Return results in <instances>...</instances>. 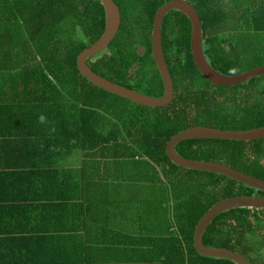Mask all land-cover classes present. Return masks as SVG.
<instances>
[{"label": "trees", "instance_id": "obj_1", "mask_svg": "<svg viewBox=\"0 0 264 264\" xmlns=\"http://www.w3.org/2000/svg\"><path fill=\"white\" fill-rule=\"evenodd\" d=\"M114 1L122 10L121 31L88 64L113 82L162 97L164 85L151 38L156 12L171 0ZM187 1L200 13L210 65L226 75L264 66V0ZM105 26L99 0H0V157L8 169H20L4 174V179L28 181L50 174L61 182V163L73 151L84 152V174L87 167L94 174L103 167L109 175L100 177L102 181L115 179L119 169H136L138 181L166 184L163 189L169 192L164 202L171 209L170 236L153 245L154 261L236 264L199 255L194 248L196 226L218 202L235 196L263 197L264 192L226 175L182 167L167 155L166 147L172 136L192 126H264V77L234 87L207 81L192 53L193 24L173 10L164 19L162 42L175 98L166 107L138 105L79 71V55L103 35ZM177 149L186 157L216 160L264 179V138L189 139ZM19 153L34 161L19 163ZM82 181L97 182L90 176ZM104 187L108 192V185ZM203 242L264 264V209L222 214ZM158 250H164L160 256Z\"/></svg>", "mask_w": 264, "mask_h": 264}, {"label": "crops", "instance_id": "obj_2", "mask_svg": "<svg viewBox=\"0 0 264 264\" xmlns=\"http://www.w3.org/2000/svg\"><path fill=\"white\" fill-rule=\"evenodd\" d=\"M20 156L19 163L34 161ZM83 160L82 151L67 154L61 182L50 174L12 182L3 175L20 169H8L0 157V264H162L153 260V245L170 236L167 185L138 181L129 167L102 181L109 175L103 167L84 174ZM85 176L97 182L82 181ZM90 186L95 189L84 193Z\"/></svg>", "mask_w": 264, "mask_h": 264}, {"label": "water", "instance_id": "obj_3", "mask_svg": "<svg viewBox=\"0 0 264 264\" xmlns=\"http://www.w3.org/2000/svg\"><path fill=\"white\" fill-rule=\"evenodd\" d=\"M105 10L106 26L103 35L90 47L86 48L78 57V68L80 73L90 82L110 91L115 95L129 99L134 103L146 107H166L175 98L173 79L164 55L162 42V28L165 17L173 10L186 15L193 24L192 53L194 61L201 71L202 76L218 86L234 87L264 77V66L257 67L251 71L238 74L226 75L210 65L204 48V29L200 13L187 0H171L165 3L155 14L151 38L152 55L159 70L163 85L164 95L153 97L134 88L126 87L113 82L96 72L88 64L89 59L106 51L110 44L119 35L123 22L120 6L114 0H99ZM167 144L166 153L178 165L194 170L215 172L231 177L242 182L253 189L264 192V179L237 169L229 164L216 160H200L182 155L177 146L179 143L189 139H229V140H256L264 138V126L251 129H226L220 127L197 125L192 126L172 136ZM241 208L264 209V196H235L224 199L210 208L199 220L194 232V248L196 252L205 257L226 259L236 264H254L247 256L227 248H213L204 245L203 239L206 231L212 223L222 214Z\"/></svg>", "mask_w": 264, "mask_h": 264}]
</instances>
